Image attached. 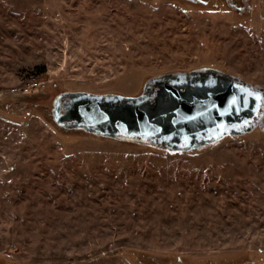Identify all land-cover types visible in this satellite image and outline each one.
<instances>
[{"label": "rangeland", "instance_id": "obj_1", "mask_svg": "<svg viewBox=\"0 0 264 264\" xmlns=\"http://www.w3.org/2000/svg\"><path fill=\"white\" fill-rule=\"evenodd\" d=\"M207 67L264 90V0H0V264H264V129L171 151L45 119Z\"/></svg>", "mask_w": 264, "mask_h": 264}, {"label": "water", "instance_id": "obj_2", "mask_svg": "<svg viewBox=\"0 0 264 264\" xmlns=\"http://www.w3.org/2000/svg\"><path fill=\"white\" fill-rule=\"evenodd\" d=\"M50 114L62 129L187 151L264 129V90L207 67L151 77L136 96L60 92Z\"/></svg>", "mask_w": 264, "mask_h": 264}, {"label": "built area", "instance_id": "obj_3", "mask_svg": "<svg viewBox=\"0 0 264 264\" xmlns=\"http://www.w3.org/2000/svg\"><path fill=\"white\" fill-rule=\"evenodd\" d=\"M45 87V83H41L36 79H30L26 81L21 87L12 89V92L15 93H28L35 89H41Z\"/></svg>", "mask_w": 264, "mask_h": 264}, {"label": "trees", "instance_id": "obj_4", "mask_svg": "<svg viewBox=\"0 0 264 264\" xmlns=\"http://www.w3.org/2000/svg\"><path fill=\"white\" fill-rule=\"evenodd\" d=\"M227 2V1H226ZM229 2V1H228ZM230 3V2H229ZM228 3V4H229ZM228 4H226L227 6H228ZM231 4V3H230ZM232 5H233V3H232ZM236 8H239V10H241L242 8L239 6V5H237L236 6ZM34 93V91H31V92H28V93H18V95L19 94H21V95H19V99L20 100H26L27 98H28V96H30L31 94H33ZM17 94V93H16ZM13 96H15V95H13ZM17 96V95H16ZM45 119L55 128V129H58V130H62V131H65V132H71V131H75V130H67V129H62L61 127H59V126H57L53 121H52V118H51V114H48V116H45ZM92 136H98V135H94V134H91ZM99 137H101V136H99ZM102 138H105V137H102ZM226 138V137H225ZM106 139H110V138H106ZM224 139V138H223ZM110 140H112V139H110ZM114 140V139H113ZM130 142V141H129ZM132 143H135V142H132ZM135 144H138V143H135ZM159 149V148H158ZM162 150V149H161ZM254 262H257L256 260H254ZM253 262V263H254Z\"/></svg>", "mask_w": 264, "mask_h": 264}]
</instances>
